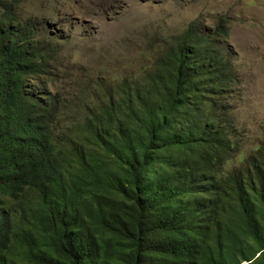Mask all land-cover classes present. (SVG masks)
<instances>
[{
    "label": "trees",
    "instance_id": "trees-1",
    "mask_svg": "<svg viewBox=\"0 0 264 264\" xmlns=\"http://www.w3.org/2000/svg\"><path fill=\"white\" fill-rule=\"evenodd\" d=\"M16 2L0 0V264H264V139L224 171L243 149L227 22L190 24L75 140L31 85L57 48Z\"/></svg>",
    "mask_w": 264,
    "mask_h": 264
},
{
    "label": "rangeland",
    "instance_id": "rangeland-1",
    "mask_svg": "<svg viewBox=\"0 0 264 264\" xmlns=\"http://www.w3.org/2000/svg\"><path fill=\"white\" fill-rule=\"evenodd\" d=\"M15 5V20L34 25L57 48L51 67L31 85L41 87L34 90L39 100L52 96L54 129L62 138L85 140L90 135L87 130L83 136L85 125L109 104L110 94L120 99L127 81H147L190 24L200 20L210 33L224 19L235 79L226 106L243 147L224 171L243 167L263 141L264 0H18Z\"/></svg>",
    "mask_w": 264,
    "mask_h": 264
},
{
    "label": "clouds",
    "instance_id": "clouds-1",
    "mask_svg": "<svg viewBox=\"0 0 264 264\" xmlns=\"http://www.w3.org/2000/svg\"><path fill=\"white\" fill-rule=\"evenodd\" d=\"M245 264H248V263H245Z\"/></svg>",
    "mask_w": 264,
    "mask_h": 264
}]
</instances>
